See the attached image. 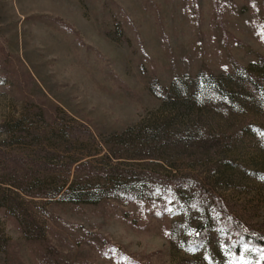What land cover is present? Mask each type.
Masks as SVG:
<instances>
[{"label":"rangeland","instance_id":"obj_1","mask_svg":"<svg viewBox=\"0 0 264 264\" xmlns=\"http://www.w3.org/2000/svg\"><path fill=\"white\" fill-rule=\"evenodd\" d=\"M0 264H264V0H0Z\"/></svg>","mask_w":264,"mask_h":264},{"label":"trees","instance_id":"obj_2","mask_svg":"<svg viewBox=\"0 0 264 264\" xmlns=\"http://www.w3.org/2000/svg\"><path fill=\"white\" fill-rule=\"evenodd\" d=\"M147 178H150L156 182H159V183H162V184H167V185H170L172 188L178 186L180 183L177 179H161L160 177H156L154 175L148 177L146 175ZM202 193H205L207 195H210V192L208 191H202ZM211 196V195H210ZM211 199L213 201L216 202L217 204V209L218 211L224 216V218H228V213H226V210L224 209L225 208V205L224 203L219 199V198H216L215 196H211ZM232 221V220H230ZM233 222V221H232ZM234 229L236 230V232L239 234V237L246 243H250L251 244H261V242L258 240L257 237H251L250 233H246L243 229L240 228V226L238 224H236L235 222L232 224ZM242 240H240L241 242L239 243L240 245L238 246V250H240V247H241V244L244 243Z\"/></svg>","mask_w":264,"mask_h":264}]
</instances>
